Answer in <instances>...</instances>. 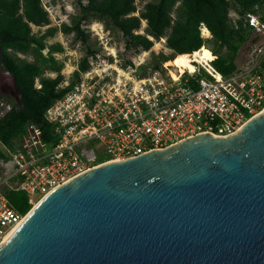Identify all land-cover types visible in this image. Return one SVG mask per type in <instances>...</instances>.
<instances>
[{
    "label": "water",
    "instance_id": "water-1",
    "mask_svg": "<svg viewBox=\"0 0 264 264\" xmlns=\"http://www.w3.org/2000/svg\"><path fill=\"white\" fill-rule=\"evenodd\" d=\"M0 264H264V109L73 176L0 243Z\"/></svg>",
    "mask_w": 264,
    "mask_h": 264
},
{
    "label": "built area",
    "instance_id": "built-area-1",
    "mask_svg": "<svg viewBox=\"0 0 264 264\" xmlns=\"http://www.w3.org/2000/svg\"><path fill=\"white\" fill-rule=\"evenodd\" d=\"M249 23L259 37L237 68L222 74L204 66L209 76L196 78L185 75L186 70L176 78L161 69L120 71L114 65L118 55L104 46L107 37L101 40L104 48L91 57L89 69L46 110L56 141H46L40 125L29 122L10 144H1L6 157L0 159V243L26 215L9 204L8 192L23 190L32 203L93 166L198 134L226 136L260 113L264 15L249 14ZM134 66L133 61L124 68ZM14 104L0 95V118Z\"/></svg>",
    "mask_w": 264,
    "mask_h": 264
},
{
    "label": "trees",
    "instance_id": "trees-1",
    "mask_svg": "<svg viewBox=\"0 0 264 264\" xmlns=\"http://www.w3.org/2000/svg\"><path fill=\"white\" fill-rule=\"evenodd\" d=\"M74 1L80 12L78 21L49 26V13L42 0H0V63L13 76L19 93L14 107L0 118V159L6 157L1 144H10L23 133L29 122L40 125L46 141H56L52 124L45 117L46 110L72 88L81 72L90 67V59L98 49L88 43L84 23L90 22L92 14L107 18L121 32L125 54L148 50L154 40L165 37V45L172 54L162 61L177 54H191L206 46L214 54L210 66L222 74L237 68L236 55L240 46L256 32V27L249 23V14H260L261 18L264 15V0H158L146 2L140 14L134 13L137 9L135 0ZM231 9L237 13L234 19L229 16ZM141 19L146 21L144 32L138 31ZM44 25L48 26L42 32L32 29V26ZM203 26L208 29L209 36L202 35ZM58 30L63 33L75 31L77 39L86 46V52L66 84L62 73L64 60L55 55L64 52V46L59 41H47ZM258 37L257 33L256 39ZM44 49H47L46 53ZM15 52L31 55L32 60ZM162 61L153 64L152 68L165 69L161 66ZM126 64L133 65L131 57L126 59ZM262 67L264 69V60ZM49 72L56 74L52 76ZM185 75L191 78L209 76L205 67H199L192 74L186 70ZM7 200L20 213L25 214L32 207L23 190L8 192Z\"/></svg>",
    "mask_w": 264,
    "mask_h": 264
},
{
    "label": "rangeland",
    "instance_id": "rangeland-1",
    "mask_svg": "<svg viewBox=\"0 0 264 264\" xmlns=\"http://www.w3.org/2000/svg\"><path fill=\"white\" fill-rule=\"evenodd\" d=\"M43 3L48 8L50 23L49 26H59L62 22H66L68 24H74L78 21L80 17V12L76 7L74 0H42ZM158 0H135L136 3V11L135 14H140V10L142 9L143 5L146 2H157ZM229 16L234 19L237 16V13L231 9L229 12ZM32 26L34 32H42L48 26ZM146 25V21L141 19V26L138 30L139 32H144V27ZM84 27L87 28L88 33V43L97 48L99 51L100 49L104 48V46L108 47L109 52L118 55V62H115L114 65H117L120 68V71H131L135 69V71L141 72H148L152 70V66L155 63H158L164 59L165 56L172 54V50L165 45V37H161L158 40H154L153 45L150 49L140 51L138 53H131L125 54L123 50L124 48V38L121 32L112 24L110 20L107 18H103L99 15L92 14L89 23H84ZM203 28V27H202ZM201 28V32L203 36H209V31L203 33V29ZM77 33L75 31L71 33H63L58 30L52 37H48L47 41L49 43L59 41L64 46V52L62 53H55L57 58L64 60V67L62 69V73L65 76V84L67 80L71 76L72 72L77 68V64L81 57L86 52V46L76 37ZM105 39L104 46L101 43V40ZM254 38H257V33L253 32V35L249 36L247 40L240 46L236 60L237 62H242L244 59L245 54L247 53L248 47L254 41ZM257 41V39L255 40ZM254 41V42H255ZM155 43L157 46H155ZM16 55L20 57H25L29 60H32V56L20 52H15ZM128 57L132 58L134 61L135 66L131 68H124L128 64H126V59ZM170 60V59H169ZM166 61L161 62V66L165 69L162 71L166 74H169V69H173L176 71V67L171 65H166ZM197 62V61H195ZM195 67H204L210 68L209 60L206 65L204 62H197L195 63ZM204 66H203V65ZM189 71V70H188ZM50 75L54 76L55 72H49ZM0 95L8 98L13 103H17L19 100V93L18 90L13 83L11 74L4 70L0 63ZM40 199V198H39ZM34 200L32 202V206L38 202V200Z\"/></svg>",
    "mask_w": 264,
    "mask_h": 264
},
{
    "label": "bare ground",
    "instance_id": "bare-ground-1",
    "mask_svg": "<svg viewBox=\"0 0 264 264\" xmlns=\"http://www.w3.org/2000/svg\"><path fill=\"white\" fill-rule=\"evenodd\" d=\"M202 29L204 30L203 33L204 32L207 33L208 30L206 27L203 26ZM157 45L155 43V46ZM213 58H214V54L212 53V51L206 46H201L198 50H196L191 54L182 53L175 55L172 59L166 61V65L168 66L171 65L176 67V71L173 69H169V74L172 77L176 78L178 72H183L184 70H189L190 72H193L194 70H196L195 64H193L192 61L204 62L207 65L208 60H211Z\"/></svg>",
    "mask_w": 264,
    "mask_h": 264
},
{
    "label": "clouds",
    "instance_id": "clouds-1",
    "mask_svg": "<svg viewBox=\"0 0 264 264\" xmlns=\"http://www.w3.org/2000/svg\"><path fill=\"white\" fill-rule=\"evenodd\" d=\"M208 30V29H207Z\"/></svg>",
    "mask_w": 264,
    "mask_h": 264
}]
</instances>
